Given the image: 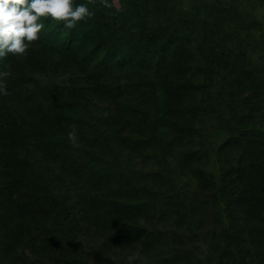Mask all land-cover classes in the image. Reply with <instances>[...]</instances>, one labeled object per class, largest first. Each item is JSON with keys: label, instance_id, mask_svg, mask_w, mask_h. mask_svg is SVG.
Segmentation results:
<instances>
[{"label": "trees", "instance_id": "1", "mask_svg": "<svg viewBox=\"0 0 264 264\" xmlns=\"http://www.w3.org/2000/svg\"><path fill=\"white\" fill-rule=\"evenodd\" d=\"M118 1L89 5L94 17L74 29L45 20L27 58L0 60V71L11 72L4 81L10 95H0V264H125L140 239L151 248L140 217L153 221L162 205L182 207L179 221L212 252L220 247L217 264H264V62L253 57L264 59L257 16L264 0ZM66 54L97 78L67 76L69 64L57 60ZM121 68L133 72L113 77ZM140 69L149 71L135 77ZM105 77L115 79L104 84ZM199 91L198 107L186 104L185 118L174 119L175 103H195ZM99 95L121 96L131 107L115 103L98 114L90 101ZM207 113L212 131L200 135L192 120L201 116L205 125ZM119 116L127 119L119 123ZM71 125L79 147L67 138ZM194 137L214 150L219 166L215 190L225 208L216 224L204 217L186 175L200 165L197 151L178 149ZM151 153L163 158L152 163L155 173L129 168L132 159L157 161ZM75 177L85 185L78 188ZM169 181L179 193L166 190ZM84 238L94 242L89 252ZM178 252L172 261L192 264L193 248L182 244ZM207 261L214 264L213 255Z\"/></svg>", "mask_w": 264, "mask_h": 264}, {"label": "rangeland", "instance_id": "2", "mask_svg": "<svg viewBox=\"0 0 264 264\" xmlns=\"http://www.w3.org/2000/svg\"><path fill=\"white\" fill-rule=\"evenodd\" d=\"M115 6L119 7V1L118 0H114ZM257 16L259 18H261V21L259 24L264 25V6H261L259 9H257ZM114 37V36H113ZM119 45V44H118ZM257 54H254L253 57L255 56V60L257 61H263L264 59L261 57L262 53L261 52H256ZM62 56V55H61ZM190 58V57H189ZM57 60H62L63 62H67L69 64V68L71 69V73L66 74L67 76H71V75H77L80 77H86V79L90 76L93 75V73L90 70H86L84 68H82L80 66V64L73 59L71 54H66L63 57H58ZM191 60V59H190ZM149 70H143L140 69L139 71H137L136 73H134L133 75L136 77L137 74H139L140 76H145L148 73ZM133 71L130 70H124V69H119L118 71H115L112 74L113 77L117 78L119 77H127L129 74H131ZM94 76V75H93ZM192 77L194 79L197 78V75H193V73H189L188 77ZM148 77H150V75H148ZM94 78H97V76H94ZM114 78V79H115ZM112 77L111 79H107L106 77L103 78L104 84H107L108 81L110 80H114ZM158 79H161L160 77H158ZM42 84L44 85H49L51 83H54L51 80H46V79H42ZM82 82V81H81ZM168 86L169 89L170 88H175L176 87V83L173 82V77L172 80L169 78L168 79ZM164 92H162V97L164 98ZM249 91L246 92V94H248ZM203 94L202 91H199L198 94H196V98H191L192 100L195 101V103H191L188 99V103H175V107H174V111L175 113H173V118H177L179 117V115H181V118H185L186 115V111H185V105L186 104H192L194 105V107H198L199 103H196V101L198 102L199 97H201V95ZM205 94V92H204ZM101 95V94H100ZM94 96L90 103H97V108L99 110V113H103L102 115L106 116L108 115L116 106L115 103H119V105H122V108H124L123 110H127L128 107L130 108L131 105L129 104L130 102L127 100H124L121 96H113V95H102V96ZM207 95V94H206ZM218 101H220L219 97H217ZM212 99V97L209 99H206L205 103H208L207 106L210 109L212 106L213 102L209 101ZM220 103V102H218ZM223 103V102H222ZM255 114L258 113V111L256 110V112H254ZM185 114V115H184ZM208 115L205 116H209V121H207L205 123V125H203L204 123H202L201 121V116L199 117V121L198 119H194L192 120L193 125L195 126V129H199L200 130V135L207 133V131H212V125L211 123H213L215 121L214 118L210 117L209 113H207ZM171 116V117H172ZM192 117V115L190 116ZM198 117V115H197ZM127 119V116H123L122 118L119 116L118 117V122L119 123H123L125 120ZM204 119V117H203ZM194 128V127H193ZM124 135V134H123ZM145 136V134H144ZM228 136V134L225 132L223 134H221V138H224ZM203 140L200 139L198 137V139H196V137L192 138V139H188L185 138L180 146H179V150L182 151V149H192L194 151H197V157H195L193 160L197 161L198 163H200V165H197L194 167L193 172L190 173H186L187 177L191 178V181L195 184V187L198 189L197 191V195L200 197V203L203 204L204 210H203V215L204 217H206L207 221L209 223L212 224H216L217 222V218L220 215V213L222 214V211L225 208L224 202H225V198H221V202L219 201L220 197H218V191L216 192L215 188L221 189L222 184L219 182V185H217L215 183L216 179L214 178V175L216 174L215 169L213 167H219L216 166V160H214L212 158V153L214 155V150H211V147H209V150L207 149L208 145L206 146H202ZM157 140L156 138H153L151 146H157ZM206 149V152L205 150ZM208 150V151H207ZM149 155L154 156L156 160L154 159H148L146 161V163L141 162V161H137V159H132L133 162L130 163L129 168H133L136 170H144V171H150V170H154L157 171L158 169V165L153 166L152 163H157L159 161H161L163 158L161 157H157L155 153H151ZM135 161V162H134ZM138 163H137V162ZM218 164H220L219 162H217ZM154 168V169H153ZM199 169V170H198ZM197 171V172H196ZM153 173V174H154ZM162 175H165V172L161 171ZM220 175V174H219ZM164 178V177H163ZM165 180V178H164ZM74 181L77 182L76 184L79 187H82L83 185H85L84 183L78 182L77 178H74ZM181 185V184H180ZM166 186V190H172L173 188L175 189V192L173 191V193H177L178 192V185L175 184V182L169 181L165 184ZM176 187V188H175ZM179 193V192H178ZM217 194V195H216ZM217 196V197H216ZM219 201V205L218 206V201ZM189 201V200H187ZM187 206V205H186ZM171 206H159L157 207L154 216L151 217L153 218V221H146L144 217H140L142 224L145 225L146 223V229H149V240L151 242V248L150 249H146V245L141 244L142 243V239H140L139 241H137L136 245L132 247L131 249V255L135 252H141V255L143 256V262L147 263V261H155V264H188L187 260L185 259L182 262H179L177 260L172 261V256L176 255L179 253V255H181V251H179L180 247L182 246V244L185 245L186 248H193L194 254V260L192 262V264H211V262H208L207 259L208 257H211L213 255V263L217 264V261L219 260L217 253H218V249H215L217 252L213 251L210 249L209 247V242H206L203 238H202V234L200 232H196V233H191L190 232V228H188V224L187 221L183 222L181 219L179 221V216L178 214L175 213H181L182 211V207L178 206V207H173L170 209V211H167ZM162 211H164V213H166L165 215L162 214ZM185 210L183 209V212ZM220 212V213H219ZM222 216H224V214H222ZM205 220V221H206ZM181 223L182 229H178V231H174L175 228L177 227V222ZM225 221V218H224ZM185 232L184 234L182 232H180V230H184ZM189 230V231H188ZM147 231V230H146ZM112 231L108 234L109 236H111ZM196 234V235H195ZM195 235V236H194ZM197 236V238H196ZM87 241V246H86V242ZM82 243L84 244V248L88 251L89 247L94 245V242L92 240H87V238H84V241H82ZM215 244H219V240L218 241H214ZM213 243V245H215ZM71 244L74 245L75 242L73 240H71ZM90 250V249H89ZM148 250V251H147ZM122 250L119 249L117 250L115 253L121 252ZM89 252V251H88ZM178 252V253H177ZM161 257L168 259L167 262L163 261L161 259ZM171 257V259H170ZM127 264V263H125Z\"/></svg>", "mask_w": 264, "mask_h": 264}, {"label": "clouds", "instance_id": "3", "mask_svg": "<svg viewBox=\"0 0 264 264\" xmlns=\"http://www.w3.org/2000/svg\"><path fill=\"white\" fill-rule=\"evenodd\" d=\"M97 2L105 8L113 6L109 0H87L80 4L76 0H0V60L9 55L27 58L31 46L41 39L45 29L43 21L52 20L66 29H74L78 23L94 17L89 5L95 6ZM10 76V71H0V95H10L4 83ZM67 138L73 147H79V132L75 125L70 126ZM135 261L143 264L139 252L127 257V264Z\"/></svg>", "mask_w": 264, "mask_h": 264}]
</instances>
